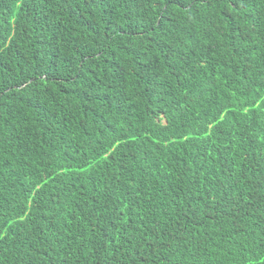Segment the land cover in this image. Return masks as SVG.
<instances>
[{"label":"trees","instance_id":"1","mask_svg":"<svg viewBox=\"0 0 264 264\" xmlns=\"http://www.w3.org/2000/svg\"><path fill=\"white\" fill-rule=\"evenodd\" d=\"M0 264H264V0H0Z\"/></svg>","mask_w":264,"mask_h":264}]
</instances>
